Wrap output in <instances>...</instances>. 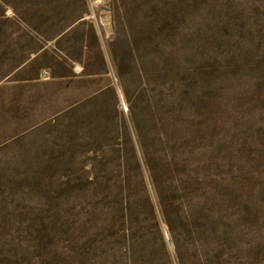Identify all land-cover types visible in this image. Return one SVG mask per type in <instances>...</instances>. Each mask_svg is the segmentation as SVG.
<instances>
[{
  "label": "rangeland",
  "instance_id": "374dc122",
  "mask_svg": "<svg viewBox=\"0 0 264 264\" xmlns=\"http://www.w3.org/2000/svg\"><path fill=\"white\" fill-rule=\"evenodd\" d=\"M0 264H264V0H0Z\"/></svg>",
  "mask_w": 264,
  "mask_h": 264
}]
</instances>
